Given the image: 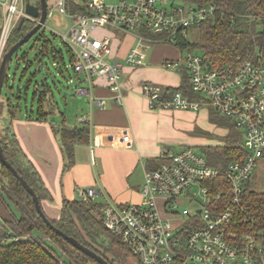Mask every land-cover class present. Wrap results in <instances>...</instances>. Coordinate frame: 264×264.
I'll return each instance as SVG.
<instances>
[{
    "label": "built area",
    "instance_id": "2783aa9c",
    "mask_svg": "<svg viewBox=\"0 0 264 264\" xmlns=\"http://www.w3.org/2000/svg\"><path fill=\"white\" fill-rule=\"evenodd\" d=\"M26 2L0 0V63L21 18L38 20L26 12ZM55 9L72 19L60 37L72 48L73 68L88 76L105 77L120 104L124 103L123 63L112 58L111 37L94 34L97 27L137 32V42L125 57L128 64L136 65L144 62V49L150 43L176 44L178 36L188 39L191 27L221 10L214 3L121 0L89 1L86 11L70 13L65 0H59L49 7L48 18ZM249 17L260 25L264 21V15ZM145 30L155 37H148ZM257 58L262 61L264 50L238 67L212 65L204 53L193 51L167 60V68L187 69L191 90L200 99H192L181 89L167 95L157 82L142 84L152 109L198 110L207 106L230 118L242 131L246 152L243 160L230 162L222 174L204 151L192 145L167 150L156 168L145 170L140 202H106L105 227L142 264H264L258 220L244 196L245 182L264 158V63H257ZM98 193L96 186L89 185L80 189L79 198L93 199Z\"/></svg>",
    "mask_w": 264,
    "mask_h": 264
},
{
    "label": "trees",
    "instance_id": "16d2710c",
    "mask_svg": "<svg viewBox=\"0 0 264 264\" xmlns=\"http://www.w3.org/2000/svg\"><path fill=\"white\" fill-rule=\"evenodd\" d=\"M182 1L198 5L214 3L220 6L221 10L196 26L199 32L196 41L178 36L176 44L173 45L179 47L181 51L201 49L212 65L225 63L238 67L242 61L253 58L257 51L264 50V21H261L262 25H260V21L249 17L250 15H264V0ZM65 4L70 13L87 10L85 3L77 0H65ZM35 24V21L26 18L20 28L16 26L9 36L6 50L20 40ZM62 42L66 45L72 64L74 57L72 48L65 41L62 40ZM34 47L39 50L40 55L51 56L52 64L58 67L61 74H64V67L67 68V64L63 50L59 49L44 32L35 39L31 48ZM25 53L21 56L22 58ZM256 62L264 63V58L262 61L258 59ZM41 70L42 67L39 65L38 71ZM177 71L182 74V83L177 87H164L167 95H170L175 89H181L192 99H200V95L191 90L187 69L182 67ZM50 91L47 78H43L41 84L37 81L36 93L39 96V102L37 106L25 111L28 118L45 120L53 112L54 104ZM4 106H6L8 115L3 117V125L0 126V142L5 157L33 187L41 204L43 199L53 200L39 171L28 158L13 130L12 120L22 111L19 103L13 101L8 95L3 97L2 93L0 119ZM209 108L213 121L230 128V132L227 131L224 135L222 143L203 147L210 163L217 166L224 174L230 162L243 160L246 155L243 148V135L230 118L224 115L221 117V114L214 108ZM54 130L60 136L61 148L66 159V169L75 162V145L89 141L90 129L84 123L68 126L62 122ZM0 195L14 214L11 219L0 222V264H101L56 233L44 221L38 214L32 195L10 168L1 161ZM244 196L258 220V229L264 241V191L252 188L251 178H249L245 182ZM105 205L106 203L93 199L64 198L57 218H52L45 213L55 226L97 251L111 264H117L116 261L118 264H124L126 255L130 253L120 240L105 227L103 221ZM114 244L122 247L125 253H120L113 248ZM109 252L113 258L108 256Z\"/></svg>",
    "mask_w": 264,
    "mask_h": 264
},
{
    "label": "crops",
    "instance_id": "0c3cea01",
    "mask_svg": "<svg viewBox=\"0 0 264 264\" xmlns=\"http://www.w3.org/2000/svg\"><path fill=\"white\" fill-rule=\"evenodd\" d=\"M77 1L84 2L87 9L89 1L116 3L121 0ZM58 2L48 0L49 7ZM66 15L72 22L70 15ZM103 29L109 30L105 34L111 37L112 58L123 63L121 81L124 103L117 101L116 92L109 87L105 77L78 72L83 77H80L82 84L77 91L89 96L88 109L80 120L81 124L89 126L90 136L88 142L75 145V162L65 169L66 159L60 136L54 130L61 123L51 121L49 116L45 120L28 118L22 111L12 120L13 130L23 150L53 197V200H42L45 212L52 218L59 216L64 198H79L80 189L89 185L96 186L98 194L118 204L140 202L145 170L156 167L165 151L177 150L182 146L175 149L174 135L157 131L160 120L173 110L150 108L142 91L144 82H157L164 87H177L182 83V74L165 65L167 60L182 57L181 53H177L179 47L165 41L150 43L144 49V62L131 65L125 57L137 42V32ZM145 34L150 38L155 37L147 30ZM171 46L178 49L176 53L170 52ZM84 82L88 84L87 87L82 86ZM97 100H103V103L98 104ZM12 217L13 211L0 195V222Z\"/></svg>",
    "mask_w": 264,
    "mask_h": 264
},
{
    "label": "rangeland",
    "instance_id": "374dc122",
    "mask_svg": "<svg viewBox=\"0 0 264 264\" xmlns=\"http://www.w3.org/2000/svg\"><path fill=\"white\" fill-rule=\"evenodd\" d=\"M32 1L37 2V0ZM174 1L185 3L182 0ZM55 5L56 4H53V6ZM70 25V18L66 14L55 9L54 15L47 18L45 25L39 32L13 55L9 63L7 72L8 77L5 80L2 92L3 97L7 95L10 96L13 101L19 103L22 112H25L27 109L37 106L39 102V96L36 93L37 81L41 84V80L47 78L49 87L51 88V100L54 104L53 112L49 114V117L51 121L57 124L65 122L68 126L80 125L82 123L80 116L85 113L89 104V96L81 95V93L77 91L82 84L80 77H83V74L76 72L73 68L66 45L62 42L60 37V33L65 32ZM42 32H44L48 38L52 39L59 49L63 50L67 64V68L64 67V74H61L58 67L52 64L53 58L51 56L40 55L37 48H31L35 39ZM107 32H109V30L101 27H97L94 30V34L97 36H101ZM132 32L136 34L135 31ZM198 33L197 27H191L188 39L190 41H196L198 39ZM172 48L170 52L173 54L176 53L178 49ZM192 51L199 54L203 53L201 49H193ZM24 53L25 56L22 58L21 56H23ZM177 53L178 55L181 53L182 57H184L188 53V50L181 51L179 48ZM39 65L42 67L41 71H38ZM82 86L87 87L88 84L84 82ZM171 110L173 111L168 113L167 117L165 116L163 120H160L157 131L173 134L176 139V143L173 144L175 149L181 145L189 144L203 151V145L220 144L224 140L226 130L230 132V128H226L225 125L211 119V110L209 107H202L198 110L189 111H185L184 109H180L181 111L175 109ZM3 112L0 119V126L3 125V117L7 114L6 106H4ZM220 116L224 117L222 114ZM251 187L259 191H264V158L258 160V165L251 176ZM93 200L101 203L109 201L102 194L95 195ZM113 248L117 249L120 253H125L118 244H114ZM107 254L109 257L113 258L110 252ZM116 263L118 264L117 261ZM124 264L141 263L132 255L127 254Z\"/></svg>",
    "mask_w": 264,
    "mask_h": 264
},
{
    "label": "water",
    "instance_id": "95a60500",
    "mask_svg": "<svg viewBox=\"0 0 264 264\" xmlns=\"http://www.w3.org/2000/svg\"><path fill=\"white\" fill-rule=\"evenodd\" d=\"M48 9L49 3L48 0H39L38 2H33L32 0H27L26 2V12L38 19L36 24L33 28L28 31L20 40L12 44L3 54L1 63H0V99L3 92L4 83L7 77V72L9 68L10 60L12 59L13 55L26 43L28 42L33 35H35L46 23L48 18ZM25 20V17L21 18L18 23V28H20ZM0 161L5 164L10 170L14 173V175L18 178L20 183L25 187V189L32 195L33 201L35 203L36 209L38 214L44 219V221L58 234L64 237L67 241L77 247L79 250L83 251L87 255L94 258L101 264H111L104 256L99 254L94 249L90 248L89 246L81 243L77 238L68 233L64 232L59 227L55 226L49 217L46 215L40 198L33 189V187L24 179V177L17 171V169L7 160L5 157L3 146L0 142Z\"/></svg>",
    "mask_w": 264,
    "mask_h": 264
},
{
    "label": "flooded vegetation",
    "instance_id": "af4514ba",
    "mask_svg": "<svg viewBox=\"0 0 264 264\" xmlns=\"http://www.w3.org/2000/svg\"><path fill=\"white\" fill-rule=\"evenodd\" d=\"M39 0H37V2H38Z\"/></svg>",
    "mask_w": 264,
    "mask_h": 264
}]
</instances>
